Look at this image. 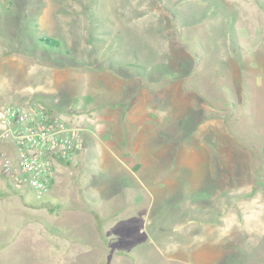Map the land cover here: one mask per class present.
<instances>
[{
	"label": "rangeland",
	"instance_id": "1",
	"mask_svg": "<svg viewBox=\"0 0 264 264\" xmlns=\"http://www.w3.org/2000/svg\"><path fill=\"white\" fill-rule=\"evenodd\" d=\"M33 100L83 145L41 198L0 174V264H264V0H0V103Z\"/></svg>",
	"mask_w": 264,
	"mask_h": 264
},
{
	"label": "built area",
	"instance_id": "2",
	"mask_svg": "<svg viewBox=\"0 0 264 264\" xmlns=\"http://www.w3.org/2000/svg\"><path fill=\"white\" fill-rule=\"evenodd\" d=\"M10 141L13 158L4 156L0 174L43 197L54 181L57 164L70 162L82 149L77 127L38 100L0 103V141Z\"/></svg>",
	"mask_w": 264,
	"mask_h": 264
},
{
	"label": "trees",
	"instance_id": "3",
	"mask_svg": "<svg viewBox=\"0 0 264 264\" xmlns=\"http://www.w3.org/2000/svg\"><path fill=\"white\" fill-rule=\"evenodd\" d=\"M32 44H34L35 46L33 50H40L47 55L57 54V55H60L70 60L71 52L69 48L63 45L62 39L55 37L52 34H47V33L36 34L34 36V39L32 40ZM45 103L50 109H53L55 112L60 113L59 110L54 108L53 104H50L47 102ZM68 163L69 162H66L65 164H68ZM0 196H1V193H0Z\"/></svg>",
	"mask_w": 264,
	"mask_h": 264
},
{
	"label": "crops",
	"instance_id": "4",
	"mask_svg": "<svg viewBox=\"0 0 264 264\" xmlns=\"http://www.w3.org/2000/svg\"><path fill=\"white\" fill-rule=\"evenodd\" d=\"M145 91H146V93H147V88H145L144 89ZM127 109V108H126ZM125 109V110H126ZM125 110H123V111H125ZM121 114H123V112L122 111H119ZM104 114V122H109V117L108 116H106L107 114V112L106 111H104V110H102V112H101V114ZM85 116H87V118H85V117H83V116H81V115H79V114H73L72 115V118H73V121H76L78 124H80V126H81V128H86L87 129V127L89 126V125H92L93 124V119H92V117L89 115V114H85ZM77 117V118H76ZM98 117V116H97ZM69 119V118H68ZM120 119H121V116H120ZM126 119V118H125ZM66 121V120H65ZM78 121H83V123H81V122H78ZM121 122H126V123H128L127 121H124V120H121ZM102 124V123H101ZM140 126H138V127H136L137 128V132H136V134H135V137H136V141L134 142V144H138L137 142H142V140L143 139H147L148 137H152L151 135H152V132H150L151 131V129H150V127L152 128V125H153V123L151 122V123H148V121H146V120H144V122L143 123H141V124H139ZM140 127V128H139ZM151 134V135H150ZM150 135V136H149ZM142 139V140H141Z\"/></svg>",
	"mask_w": 264,
	"mask_h": 264
}]
</instances>
